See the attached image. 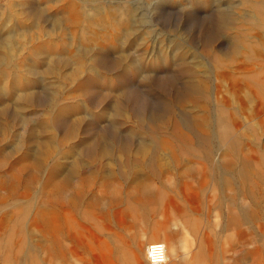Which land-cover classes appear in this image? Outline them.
Returning <instances> with one entry per match:
<instances>
[{
  "label": "rangeland",
  "instance_id": "1",
  "mask_svg": "<svg viewBox=\"0 0 264 264\" xmlns=\"http://www.w3.org/2000/svg\"><path fill=\"white\" fill-rule=\"evenodd\" d=\"M73 3L77 21L71 25L75 38L70 42V35L57 34L50 24L67 17L64 8ZM205 4L198 0H0V44L10 43L13 51L10 63L0 64V125L4 128L0 134V264H148L146 246L152 241L165 244L164 264H264V120L261 125L257 122L264 115L254 116L250 103L241 110L230 83H219L208 73L214 69L209 53L225 52L234 31L223 29L206 47L200 34L217 9L216 2ZM96 5L103 13L118 8L122 18L127 16L124 6L132 7L130 21L127 19L132 29L129 34L121 32L116 40L98 30L85 15ZM247 27L243 32L254 34ZM250 41L253 48H259L255 39ZM72 50L79 57L68 65L58 63L54 70L48 67L44 73L49 58L63 57ZM97 58L102 64L95 70L91 65ZM189 60L199 65L196 73L207 82L211 105L224 98L226 110L237 121L238 132H234L239 139L232 145L234 155L223 152L215 142L209 145L215 168L202 154L192 153L193 133L181 127L188 114L207 112L203 102L179 105L174 100L175 92H183L189 81L183 70ZM241 63L249 68L238 70ZM259 66L251 59H233L223 70L225 76L242 77L257 72ZM244 90L238 91L240 97H245ZM25 92L32 93L29 102L18 99ZM116 97L125 101L118 109L114 107ZM166 101L172 106L164 112L162 102ZM56 108L61 113L59 124L40 132V119ZM174 121L180 134L173 131ZM68 123L75 124L69 127ZM30 130L36 137L48 139L43 148L45 160L33 179L28 176L31 169L17 173L20 167L32 165L27 154L34 144L16 142ZM178 135L190 137L192 142L180 144ZM96 139H102L97 148L113 145L112 152H84ZM159 139L166 146L159 145ZM124 142H128L126 150L119 145ZM140 144L156 151L161 168L154 167L152 172L145 165ZM244 156L253 165L246 177L252 192L249 197L239 191L237 182L221 189L214 181L223 164L235 165ZM73 162L76 173L71 182L86 180L75 209L45 184L50 170L56 171L54 179H60ZM143 182L164 192L163 201L169 204L163 205L157 197L164 206L161 213L147 215L148 209L143 207L147 194L140 190ZM94 199L99 205L88 204ZM127 201L138 203L144 218L132 221L131 215L120 216ZM176 208L189 213L194 219L192 227L176 216ZM86 209L89 220L83 214ZM241 209L252 211L254 217L231 221V212L237 214ZM166 210L168 219L162 217ZM39 215L53 217L58 224L68 219L79 229V239L60 236L64 258L48 253L59 232L49 231ZM156 219L166 221V226H153ZM96 226L109 227L108 232ZM123 250L125 254L119 256L117 252Z\"/></svg>",
  "mask_w": 264,
  "mask_h": 264
},
{
  "label": "bare ground",
  "instance_id": "2",
  "mask_svg": "<svg viewBox=\"0 0 264 264\" xmlns=\"http://www.w3.org/2000/svg\"><path fill=\"white\" fill-rule=\"evenodd\" d=\"M198 1L206 3L204 6H207L211 4L212 2H216V4H214L215 8L217 9V11L215 10V17L207 21L208 23L209 22L210 23L206 26L207 28L205 27L204 33L200 34L202 38V42L204 43L206 47H209V45L215 40L213 36L220 35L223 29L229 28L230 31L231 30L234 31V34L230 37L229 45L227 46V49L225 50V52L209 53V56L212 58L214 62V66H213L214 69L213 71H210L208 73H213L214 79L218 80L219 83H221L222 80H224L223 82H226L225 80H227V82L230 83V88L235 90L234 91L235 94L237 93V96L240 102L239 108L241 110L246 106V104L250 103L251 104L250 110H252L251 111L252 114L254 113L253 114L254 116L260 115L261 117V115H264V61L263 62L260 61V58L264 57V0L262 1L261 0H237L236 5H234L233 3L234 0H198ZM73 6H76V5L73 3V4H69L68 7L65 6L64 10L65 12L68 13L67 17L65 16L62 20L58 18L53 19L52 17L53 19L52 24H50L52 25V27L50 26L52 31L56 32L57 34L61 33L62 35H70V38H69L70 42H73L72 37L75 38L73 35L74 31L72 32V29H71V25H75L77 21L75 20V13L73 11V8H74ZM90 7L94 11L92 10H90L89 12L85 11V15L87 19L92 24L93 23L96 24L98 26V30L106 31L108 35L111 34V36L115 37L116 40H117V37H119L121 32H123L125 35H128L130 30H132L131 27L128 26L130 18L132 16V10L130 9L132 7L126 8L124 6L123 12H125V14L128 16V17L126 16V18L118 17L119 15L118 8L116 9L110 8V10L107 13H103V11L101 12V8L99 5L90 6ZM38 11L39 10L35 11L34 14L39 13ZM127 19L129 21H127ZM246 24L248 25L247 28H249V30L254 31V34L250 32H243L245 30L244 26L245 27L247 26ZM63 28H66V30ZM12 37L14 36L12 35ZM250 39L256 40L255 42H257L259 45L258 49L253 48V45L250 44L251 42ZM169 42H172V41H169ZM3 46L5 48L4 50H3ZM176 46L177 44L175 43L174 45H172V48H176ZM169 50L171 49L168 48V51ZM211 50L213 51V49ZM76 51L77 50H74V51L72 50V52H70L68 55H65L63 57L56 56L53 58H49L47 60L48 65L46 66L44 73L48 72L46 71V70H49L48 67H50L51 70H54V68L59 67L57 65L58 63H61L63 65L70 64L73 61V59H75V57L76 58L79 57V52H76ZM84 51L86 50L84 49ZM12 52L10 51V43L2 42V44H0V64L1 65L6 66L10 63L11 58H12ZM35 55L37 56V54ZM233 59H237V60L241 59L242 61L251 59L253 61V65L255 66L261 65V66L257 67V72L254 71V73L251 75L241 77V76H234L231 74L229 76H225V73L223 70L224 64L225 66L230 64L231 61H233ZM191 61L192 60H189L187 64H185L184 66L185 69H183L189 81L186 83V86L183 92H180V93H178L177 91L175 92L174 100H176V103H178L179 105H183L188 102L189 103L195 102L197 100H201L203 102V105L207 109L206 110L207 112L206 113L204 112V114H188L187 116H185L186 117L185 122L182 123L183 125L181 127L193 133L192 135H193V142H194L193 145L194 146L192 147L190 146L191 147L190 150L192 151V153L197 154V155L199 153L202 154L205 160L211 166L213 165L212 168H215L216 163L212 164L214 161L213 160L214 158H212V150L209 148V145L215 142L217 143L219 148L221 146V150L223 152H226V154L234 155L236 153V149L233 148L232 145L237 143V140L239 139L238 133L235 134L234 132V131H237V127H236L237 121L236 119H234V113L229 110H226V102L224 98H221L220 101L215 100L213 105H211V101L207 93L208 92L207 84H206L207 82L205 79H202L201 76L198 75V73H196L198 72V67H199L198 63H194L193 61L192 62ZM117 62L118 61L115 60L113 63L117 64ZM98 64L100 65L102 64L100 58H97L96 62L94 61V66L91 65V68L96 70L97 67L100 66ZM247 68L249 67L246 66L245 63L244 64L241 63L238 66V70L239 69L247 70ZM2 70L3 72L5 71L4 69H1V71ZM33 73L37 74L38 72H33ZM217 89L218 88H216V90ZM243 89L246 90V94L244 95L245 96L244 98L240 97V95L238 94V91H242ZM0 92H3V91H0ZM122 92H126V91L123 90ZM18 99L21 101L29 102L32 99V93L25 92L22 95L18 96ZM124 102L125 101L124 100L122 101L121 98L116 97V99L114 100L115 109L121 108ZM169 104L172 106L171 102L169 103V101L162 102V107H163L164 112H167L166 110L168 109ZM211 110H212L211 112L212 114L211 113L209 114ZM209 115H211V119L209 118ZM60 119H61L60 109L56 108L54 111H52L49 117L47 116L46 118L40 119V123L38 126L40 129V132L49 131L50 129L55 128L59 124ZM263 120H264L263 116L259 118V121H257L258 125L259 124L261 125ZM74 124L75 123H70L69 127H71ZM158 124L160 123H157V125ZM162 124H164V121L162 122ZM148 125L152 127L156 126L155 123H150ZM159 127L161 126L159 125ZM179 128L180 126L174 121L173 131L177 132L179 131L178 130ZM3 129H4L3 126L0 125V134L3 132ZM177 134H180V132H177ZM26 136H27L26 138L17 137L16 142L20 144V143H25L26 141H31L34 144V147L27 154L28 159H31L32 165L31 167H27V166H24L23 168L20 167V169L17 170V173L23 170H26V169H31L32 172H30L28 176H32L31 178L33 179L34 178L33 175L36 174L38 171H40L41 166L45 160V150L43 148H44V145L46 144V141H48V139L36 137V133L34 130L33 131L30 130ZM177 137H178V142L180 144L182 143L183 140L184 141L189 140L190 142H192L191 141L192 138L190 137L188 138L185 135H181V136L178 135ZM101 141L102 139L94 140L91 145L87 146L84 152L91 154L96 149H98L101 153H107V154L111 153L113 149V145H103L100 148L99 147L97 148V146L100 144ZM159 142H160L159 145L166 146L165 140L159 139ZM119 145L122 150H126L128 146V142L119 143ZM138 149H139L140 155L143 156L144 159H146L145 165L149 167L152 172L155 171L154 167L161 168L162 162L159 161L160 159L158 158L156 151H154V149L149 148L145 145L139 146ZM252 166L253 165L250 159L246 158L245 156L241 160H238L235 165H233V163L231 162H226L222 166L221 174L219 173L220 175H218L214 180L215 185H217L218 187L222 189V188L230 187V185L233 182H237L239 183L238 187H240L239 191H241L245 196H248V195L251 196L252 192L250 189V183L247 181L246 177H247L249 169H251ZM75 173H76V162H73L68 168L67 173L60 179H54L53 176L54 174H56V171L50 170L49 175L47 176V181L45 183L46 186H49L50 188L49 190L53 191L55 194L62 195V197H64L63 202H65L68 206H71L74 209L76 208L75 207L76 202H79L78 197H80L82 186L86 181L85 178H83L80 183L79 182L77 184L72 183L71 178L74 176ZM140 190L147 194L146 203H145L146 205H143V207L148 209L147 215L149 217L157 215L160 211H163V207H164L163 205H165L167 202V200L166 202L163 201V199L165 198L163 191L161 192L155 191L151 186H148V183L146 182H143L140 184ZM67 191H69V193H67ZM157 197H161V200L163 201L162 206L158 204ZM230 199L232 198H229V200ZM93 201L94 203H96V205H99V200H95V199L89 201L88 204L92 205ZM137 204L135 202V204L133 205V203L127 201L125 203L124 209L120 210L118 213H120L121 214L120 216H122L123 218L124 217L129 218V215H131L132 221L133 219H135L134 221H136L139 218H144V214H142V212L139 211V208H137L138 207ZM167 204L169 203L167 202ZM174 212L176 213V216L180 220H182V222L185 223L186 225H190L191 227L194 225V219L191 218L189 213H184L180 211L179 208H176ZM87 213L89 212H87V209H86V211H84L83 214L86 217H88L87 219L89 220L90 216H88ZM238 213L234 214L231 212L229 219L231 221H238L240 218L251 220L254 217L252 211L247 210V209H241ZM162 217L167 218V219L169 218L167 210L164 212V216ZM39 218L43 219L46 225L49 226V229H48L49 231L59 232L58 236L53 239L52 244L50 248L48 249V253L50 255H57V256H60L61 258H64V251H61L62 246L60 244V236L72 237L75 240L77 238L79 239L81 236L79 229L73 226L71 222H69L68 219L63 221V223L58 224V223H55V220H54L55 218L53 217L48 218L47 216L42 217V215H39ZM165 222H162L156 219L153 221L152 225L161 226V225H165ZM108 228L109 227L99 229V230L101 232L102 231L105 232L108 230ZM99 235H102V233H100ZM102 242L105 243L104 240ZM117 254L120 256L121 254L124 255L125 252L123 250V251L117 252ZM29 259H30L29 257H26L25 261L29 262L28 261Z\"/></svg>",
  "mask_w": 264,
  "mask_h": 264
},
{
  "label": "built area",
  "instance_id": "3",
  "mask_svg": "<svg viewBox=\"0 0 264 264\" xmlns=\"http://www.w3.org/2000/svg\"><path fill=\"white\" fill-rule=\"evenodd\" d=\"M167 259L166 246L161 241H152L146 246L148 264H164Z\"/></svg>",
  "mask_w": 264,
  "mask_h": 264
}]
</instances>
